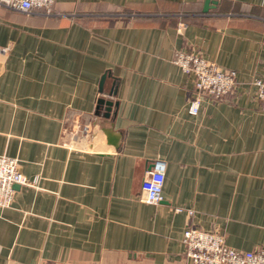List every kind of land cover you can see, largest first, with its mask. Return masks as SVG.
I'll return each instance as SVG.
<instances>
[{
    "label": "crops",
    "instance_id": "crops-1",
    "mask_svg": "<svg viewBox=\"0 0 264 264\" xmlns=\"http://www.w3.org/2000/svg\"><path fill=\"white\" fill-rule=\"evenodd\" d=\"M212 5H0V155L29 181L0 207V264H186L187 225L264 247V111L251 84L264 75V0ZM177 51L234 69V92L189 113L194 75ZM155 160L163 198L147 203Z\"/></svg>",
    "mask_w": 264,
    "mask_h": 264
},
{
    "label": "built area",
    "instance_id": "built-area-1",
    "mask_svg": "<svg viewBox=\"0 0 264 264\" xmlns=\"http://www.w3.org/2000/svg\"><path fill=\"white\" fill-rule=\"evenodd\" d=\"M56 0H0L5 7L31 12L34 9L45 14L53 12ZM2 50L0 49V52ZM172 61L186 73L194 75L196 94L189 100L187 110L197 113L203 95L219 100L234 92L237 75L234 69H226L215 61L196 52L177 51ZM260 109L264 111V75L251 80ZM165 162L155 160L146 171L139 193V199L147 203H157L163 198ZM15 184H29L22 175L19 162L15 157L0 155V207L11 205ZM182 208L176 207L180 212ZM192 215V209H186ZM185 246L186 264H264V247L252 250H238L225 244L224 236L216 230H204L194 225H187L182 237Z\"/></svg>",
    "mask_w": 264,
    "mask_h": 264
},
{
    "label": "water",
    "instance_id": "water-1",
    "mask_svg": "<svg viewBox=\"0 0 264 264\" xmlns=\"http://www.w3.org/2000/svg\"><path fill=\"white\" fill-rule=\"evenodd\" d=\"M210 3L214 5V4H216V0H204V6H203V11L204 12H206L208 10V8L210 7L209 6ZM101 102H104V101L101 100ZM14 186H16V184Z\"/></svg>",
    "mask_w": 264,
    "mask_h": 264
}]
</instances>
